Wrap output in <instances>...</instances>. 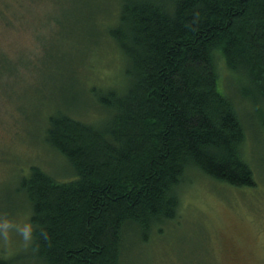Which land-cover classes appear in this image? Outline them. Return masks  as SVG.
<instances>
[{"label": "trees", "instance_id": "1", "mask_svg": "<svg viewBox=\"0 0 264 264\" xmlns=\"http://www.w3.org/2000/svg\"><path fill=\"white\" fill-rule=\"evenodd\" d=\"M118 1L105 33L125 59L123 87L92 94L97 122L65 110L47 119L45 141L76 177L31 166L20 178L39 264H121L128 236L147 242L176 217L188 171L255 186L216 61L239 76L243 98L264 101V0Z\"/></svg>", "mask_w": 264, "mask_h": 264}, {"label": "rangeland", "instance_id": "2", "mask_svg": "<svg viewBox=\"0 0 264 264\" xmlns=\"http://www.w3.org/2000/svg\"><path fill=\"white\" fill-rule=\"evenodd\" d=\"M118 9V0H0V221L29 222L20 178L31 166L60 182L76 177L45 141L47 119L65 110L97 122L92 94L123 87L125 59L105 33ZM216 67L244 129L255 186L186 172L176 217L147 242L128 236L121 264H264V101L242 97L241 79L220 56ZM30 246L15 230L0 234V259L39 264Z\"/></svg>", "mask_w": 264, "mask_h": 264}, {"label": "clouds", "instance_id": "3", "mask_svg": "<svg viewBox=\"0 0 264 264\" xmlns=\"http://www.w3.org/2000/svg\"><path fill=\"white\" fill-rule=\"evenodd\" d=\"M11 230H15L21 236L25 246L30 245L34 239V227L30 222L14 223L9 220L0 221V234L8 238Z\"/></svg>", "mask_w": 264, "mask_h": 264}]
</instances>
